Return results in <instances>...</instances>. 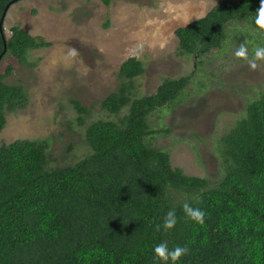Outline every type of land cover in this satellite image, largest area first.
Returning <instances> with one entry per match:
<instances>
[{
    "label": "trees",
    "instance_id": "trees-1",
    "mask_svg": "<svg viewBox=\"0 0 264 264\" xmlns=\"http://www.w3.org/2000/svg\"><path fill=\"white\" fill-rule=\"evenodd\" d=\"M14 1L0 0V15ZM259 5L217 0L200 19L173 29L175 52L198 58L219 49L232 20L250 25L264 46L255 24ZM9 30L6 36L1 24L0 60L9 53L28 64L30 49L49 44L16 24ZM238 33L241 43L248 33ZM10 70L7 64L0 72V129L5 114L27 100L21 83L4 80ZM143 70L134 55L119 63L116 88L99 100L115 117L85 123L89 106L70 99L89 147L74 162L51 164L45 138L0 142V264H164L154 253L164 241L170 250L187 248L176 264H264V89L219 135L221 173L209 180L171 166L169 145L152 140L161 128L149 115L174 101L189 74L162 76L139 95L133 78ZM171 189L191 197L175 199ZM185 202L205 212L203 225L185 216ZM173 209L178 222L166 232L163 218Z\"/></svg>",
    "mask_w": 264,
    "mask_h": 264
},
{
    "label": "rangeland",
    "instance_id": "rangeland-1",
    "mask_svg": "<svg viewBox=\"0 0 264 264\" xmlns=\"http://www.w3.org/2000/svg\"><path fill=\"white\" fill-rule=\"evenodd\" d=\"M216 1L12 2L2 19L4 34L16 24L49 44L30 49L28 64H19L9 53L1 58L0 72L11 65L4 80L21 83L27 100L23 107L5 114L0 142L45 138L51 164L74 162L89 147L83 136L84 124L76 123L70 99L89 106L85 123L96 117H113L100 107L99 100L116 88L119 63L134 55L144 66L133 78L136 94L152 92L162 76L189 74L174 101L149 115L150 123L161 128L152 140L155 145H169L171 166L209 180L217 178L221 173L218 137L243 112L245 103L264 89V61H258V68L252 70L235 57L241 43H246L250 57L254 48L261 46L256 31L248 24L235 23L238 20L227 22V36L219 49L198 58L175 52L173 29L202 15ZM245 31L248 35L237 43L234 35ZM69 47L79 51L75 61L66 55ZM163 127L168 132H163ZM171 193L175 199L191 197L175 189Z\"/></svg>",
    "mask_w": 264,
    "mask_h": 264
},
{
    "label": "clouds",
    "instance_id": "clouds-1",
    "mask_svg": "<svg viewBox=\"0 0 264 264\" xmlns=\"http://www.w3.org/2000/svg\"><path fill=\"white\" fill-rule=\"evenodd\" d=\"M197 19L201 17L195 16ZM193 17L185 20V23L188 24ZM255 24L257 28L264 33V0H260L259 8L256 11ZM66 55L75 61L76 57L79 56V51L75 47H69ZM235 57L245 61L247 65L252 70H256L258 68V61H264V46H257L253 50V55L249 56L248 47L246 43H241L237 50L234 53ZM183 212L185 216L196 223L203 225L205 222V212L200 208H194L189 203L185 202L183 204ZM177 216L175 210H170L163 218V229L167 232L168 230L173 229L177 224ZM156 230L160 231L161 225H155ZM155 256L158 260L164 262V264H168L171 261V264H176L178 260L183 255L187 254V248L176 246L174 249H169L167 242H161L154 248Z\"/></svg>",
    "mask_w": 264,
    "mask_h": 264
},
{
    "label": "water",
    "instance_id": "water-1",
    "mask_svg": "<svg viewBox=\"0 0 264 264\" xmlns=\"http://www.w3.org/2000/svg\"><path fill=\"white\" fill-rule=\"evenodd\" d=\"M11 2V1H10ZM9 2V3H10ZM5 10H6V6L3 8L2 12H1V15H0V26L2 24V19H3V16H4V13H5ZM5 50V45L3 44V47H2V50H1V53Z\"/></svg>",
    "mask_w": 264,
    "mask_h": 264
}]
</instances>
